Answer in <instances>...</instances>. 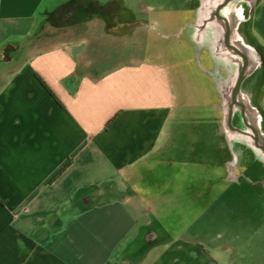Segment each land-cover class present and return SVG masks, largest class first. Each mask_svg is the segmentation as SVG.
Instances as JSON below:
<instances>
[{
  "label": "crops",
  "instance_id": "crops-1",
  "mask_svg": "<svg viewBox=\"0 0 264 264\" xmlns=\"http://www.w3.org/2000/svg\"><path fill=\"white\" fill-rule=\"evenodd\" d=\"M224 1L127 16L145 26L144 47L130 31L136 46L120 55L143 58L99 71L82 63L90 47L80 34L105 32L130 0H0V264H251L247 234L264 231V210L242 230L233 208L218 209L231 195L217 188L215 106L244 65L226 44L229 25L248 61L240 115L262 142L264 0L247 20L244 4L219 9ZM155 24L180 28L175 54L155 46ZM174 55L184 56L178 81Z\"/></svg>",
  "mask_w": 264,
  "mask_h": 264
},
{
  "label": "rangeland",
  "instance_id": "rangeland-1",
  "mask_svg": "<svg viewBox=\"0 0 264 264\" xmlns=\"http://www.w3.org/2000/svg\"><path fill=\"white\" fill-rule=\"evenodd\" d=\"M171 1L172 0H130L131 5L134 7L133 10L122 8L115 16H107L105 19V32H102V26H100V33H98L99 27L95 25V27L92 26L88 32L80 34V36L87 38L85 43L91 48H89V50L85 47L86 51H84V54L81 56L82 63L89 59L90 64L93 65L92 67H95V70L105 71L119 63L134 62L143 58V56L120 55L122 52H125V48L130 49L136 46L135 43L130 40V31L139 39L137 48L144 47L142 38L145 35L142 28L145 26H142L140 22L136 24L130 22L131 24H128V21L125 19L128 18L127 16L131 17L132 14H135L139 21L144 20L146 16H159L161 14L160 12L164 10L159 9L158 5L160 3L169 4ZM231 2H234L233 4L235 5H245L246 16L244 18L247 20V14L254 5L253 0H233ZM147 5L153 8H148ZM118 18L122 22L120 25L117 24ZM246 23L247 21L243 23V26L242 24L240 25L239 31L246 32ZM179 30L180 28L174 26L166 29L159 24L152 25L150 28L152 35L156 38L154 41L155 46L161 47L162 45H166L167 48L173 50L172 54L176 53L178 49L177 44H180ZM237 31L238 30H235L231 35V41L233 42H235L234 39L236 38ZM97 36H99V40H97ZM116 37L122 40H118ZM65 43L75 44L79 43V41H69ZM92 48L96 49V51H94L95 54H93ZM189 54L191 55L192 53ZM233 54L241 66L242 58L237 56L234 52ZM183 58L184 56L177 55L166 58L174 67V75L177 81L179 77L177 68L179 66V61L183 60ZM236 72L238 73V69ZM237 76L236 74L233 82L227 85V87H225V83V86H220L218 90L219 104L215 106L218 118L216 121L217 144L215 146L219 164L217 170V188L219 194L227 193L229 194L228 196L231 195L230 200L227 202L226 200L218 201V209L233 208L237 214L234 219L235 227L242 230L249 227L251 230H255L253 227H256L259 223H263V221L261 222V218L256 214L257 211L264 210V152L256 146L252 137L239 134L230 135L231 130L228 126L229 104L232 101V90L236 85ZM238 97L241 101L245 100L242 91H240ZM233 110V126L245 130L248 134L252 135L253 131L246 127L242 121L240 107L235 106ZM247 111H251L250 105H247ZM252 112L253 114L251 113L248 115L249 123L256 125L255 114L254 111ZM231 140H233L234 143V155L226 153L227 148L229 150ZM242 163H244V166ZM247 214L250 216H247ZM248 233L247 235L253 238L246 243L244 248L248 261L253 264L255 258H257L256 254L260 253L259 259L263 262L262 264H264V231L259 234Z\"/></svg>",
  "mask_w": 264,
  "mask_h": 264
},
{
  "label": "water",
  "instance_id": "water-1",
  "mask_svg": "<svg viewBox=\"0 0 264 264\" xmlns=\"http://www.w3.org/2000/svg\"><path fill=\"white\" fill-rule=\"evenodd\" d=\"M230 1H232V0H225L221 4L219 9L222 8L223 6L227 5ZM229 36H230V27H229V25H227L226 44H227V46L230 49H232L236 54H238L239 56H241L244 59V65H243V67L240 70V74H239L238 80H237L236 85H235V87L233 89V92H232V102L229 104L230 111H229V116H228V124H229V127L231 129L235 130V128H233V126L231 125L233 108H234V106L241 107L242 113H243V111L246 108L245 103L240 101L238 96H239V93H240L242 82H243V80H244V78L246 76V71H247V68H248V61H247L246 54H244V52L240 48H238V47H236L234 45H231L229 43ZM250 129L253 131V134L258 136L257 129H256L255 126L250 125ZM254 141H255L256 146L264 152V139L261 142V141H259L258 137H254Z\"/></svg>",
  "mask_w": 264,
  "mask_h": 264
},
{
  "label": "bare ground",
  "instance_id": "bare-ground-1",
  "mask_svg": "<svg viewBox=\"0 0 264 264\" xmlns=\"http://www.w3.org/2000/svg\"><path fill=\"white\" fill-rule=\"evenodd\" d=\"M248 50H250L254 55H256V52L253 49L248 48Z\"/></svg>",
  "mask_w": 264,
  "mask_h": 264
},
{
  "label": "flooded vegetation",
  "instance_id": "flooded-vegetation-1",
  "mask_svg": "<svg viewBox=\"0 0 264 264\" xmlns=\"http://www.w3.org/2000/svg\"><path fill=\"white\" fill-rule=\"evenodd\" d=\"M253 139H254V137H258L257 135H255V134H253V136H251Z\"/></svg>",
  "mask_w": 264,
  "mask_h": 264
}]
</instances>
